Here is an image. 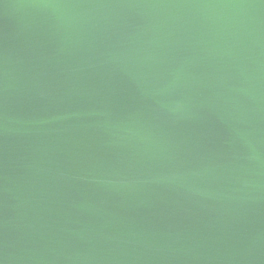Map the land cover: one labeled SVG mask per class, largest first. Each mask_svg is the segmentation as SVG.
I'll use <instances>...</instances> for the list:
<instances>
[{"label":"water","instance_id":"95a60500","mask_svg":"<svg viewBox=\"0 0 264 264\" xmlns=\"http://www.w3.org/2000/svg\"><path fill=\"white\" fill-rule=\"evenodd\" d=\"M0 264H264V0H0Z\"/></svg>","mask_w":264,"mask_h":264},{"label":"snow or ice","instance_id":"6c2138e0","mask_svg":"<svg viewBox=\"0 0 264 264\" xmlns=\"http://www.w3.org/2000/svg\"><path fill=\"white\" fill-rule=\"evenodd\" d=\"M38 2H40V3H45L46 0H38Z\"/></svg>","mask_w":264,"mask_h":264}]
</instances>
